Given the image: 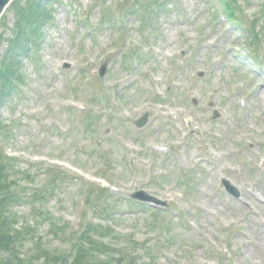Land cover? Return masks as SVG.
Masks as SVG:
<instances>
[{
  "label": "rangeland",
  "instance_id": "rangeland-1",
  "mask_svg": "<svg viewBox=\"0 0 264 264\" xmlns=\"http://www.w3.org/2000/svg\"><path fill=\"white\" fill-rule=\"evenodd\" d=\"M18 2L0 19V74L16 14L32 4ZM116 2H124L122 31L114 25ZM43 6L47 20L37 23L0 91L2 192L9 178L23 185L0 204L9 224L0 264H62L52 252L59 232L51 223L77 228V196L101 173L111 180V197L105 209L91 200L93 212L114 219L122 235L111 264H120V256L126 264H264V0H236L242 18L236 24L217 0H43ZM78 13L97 22L84 23L92 32ZM105 90L118 97L116 104ZM70 97L100 99L102 108L84 115L89 107H71ZM143 115L149 119L139 128L135 120ZM133 161L138 168L125 169ZM51 163L71 173L49 172ZM221 177L238 198L226 194ZM138 189L166 200L169 212L123 200ZM37 203L53 214L51 221L18 233ZM160 228L170 229L171 240L147 241L149 249L136 243Z\"/></svg>",
  "mask_w": 264,
  "mask_h": 264
},
{
  "label": "trees",
  "instance_id": "trees-1",
  "mask_svg": "<svg viewBox=\"0 0 264 264\" xmlns=\"http://www.w3.org/2000/svg\"><path fill=\"white\" fill-rule=\"evenodd\" d=\"M18 1H22V0H14L12 4L9 6V10H11V7H13V5H18L19 3ZM224 1H225L224 7L230 13H233L234 10L236 11L238 10L235 6L236 0H224ZM31 2L32 4L30 7L27 8L23 7V9L22 7H20L19 8L20 10H18L16 14V23H15L16 31L11 36L9 46L6 52L4 53L5 63L1 64L4 69L3 72H1L0 74V91H2V93L5 90H7V85L10 84L9 78L11 76H14L13 75V70L15 69L14 65H16V63L19 61L20 59L19 55L21 51L24 48L28 47L30 42L34 39V35L38 32L36 26L37 23H42V20L44 21L47 20L46 14L44 12L43 0H31ZM1 40H2V36L0 34V44H1ZM7 177L9 178V176ZM2 183H3L2 174L0 173V204H2L1 208L3 207V204L8 197L13 198L12 191L15 185L17 184L15 180L9 178L5 192L3 193L2 192L3 189L1 188L3 185ZM3 212L4 213L0 216V226L2 227L0 232V245H2L3 242L6 240V238L4 237L7 236L8 230L6 231L5 227L9 225L6 219L7 217L4 216V214H6V211L3 210ZM45 219H48L50 221V216H46ZM17 232L22 234V232L20 231ZM113 233L114 232H112V230L107 226L106 227L100 225L90 226L89 231L83 233L81 236L78 237L79 239L80 238L84 239L83 243H79L74 246V250L71 255V261L68 262L67 264H82V262L85 264L84 260L86 259L91 260V261H87L89 264H97L96 261L102 264H108V260L95 259V257L93 256V252L105 253V255L108 254L109 252H114L113 248H110L111 246L109 244L101 240L102 238H106V237H113L114 239L117 240L119 238L118 235ZM92 235L94 237H92ZM22 238L23 236L21 237V239ZM16 242L20 243L21 241H16ZM6 244H9V242L7 241ZM12 263L14 264L15 262L13 261ZM19 264H24V262L20 261Z\"/></svg>",
  "mask_w": 264,
  "mask_h": 264
},
{
  "label": "water",
  "instance_id": "water-1",
  "mask_svg": "<svg viewBox=\"0 0 264 264\" xmlns=\"http://www.w3.org/2000/svg\"><path fill=\"white\" fill-rule=\"evenodd\" d=\"M12 0H0V15L2 14L3 10L8 6V4ZM146 119L142 118L139 122H137V126H142L145 123Z\"/></svg>",
  "mask_w": 264,
  "mask_h": 264
}]
</instances>
